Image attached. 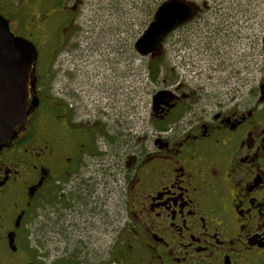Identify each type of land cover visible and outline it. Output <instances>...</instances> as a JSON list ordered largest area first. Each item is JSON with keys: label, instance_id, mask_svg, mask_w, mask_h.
<instances>
[{"label": "flooded vegetation", "instance_id": "af4514ba", "mask_svg": "<svg viewBox=\"0 0 264 264\" xmlns=\"http://www.w3.org/2000/svg\"><path fill=\"white\" fill-rule=\"evenodd\" d=\"M85 6L0 0L11 33L39 56L27 119L0 152V264H58L47 256L85 250L93 234L109 235L105 264H264V82L243 14L230 6L216 17L210 53L186 31L208 8L198 5L181 26L187 93L157 90L155 122L136 141L125 75L91 80L76 59L66 75L62 53L84 38ZM51 46L55 95L43 66ZM149 56L157 81V52Z\"/></svg>", "mask_w": 264, "mask_h": 264}, {"label": "rangeland", "instance_id": "374dc122", "mask_svg": "<svg viewBox=\"0 0 264 264\" xmlns=\"http://www.w3.org/2000/svg\"><path fill=\"white\" fill-rule=\"evenodd\" d=\"M165 1L167 0L163 2L162 0H86L85 12L81 18L84 38L78 43L75 41L69 43L62 53L66 61V75L68 77H70L71 69L73 73H76L75 59L80 61L78 64L79 69H81L80 75L84 74L91 80L94 76L99 77L98 81L101 83L110 79L109 84L112 85L113 75H116L118 80L124 78L125 75L130 106L129 114L125 119V126L130 125L131 135L137 137L136 141L142 135V129L152 128L151 125L155 122L152 100L157 90L175 85V87L181 86L180 88L187 93L181 27L166 38L161 49L162 52L157 53L156 65L162 72L157 81H151L147 73V67L150 66L151 62L150 56L142 58L134 48L136 40L144 34L145 29L154 20L155 12ZM193 1L200 7L205 4L208 8H203L200 12L199 16L202 19H199L201 21L192 24L186 30L195 35L191 41L194 45L191 47H200V49H206L209 52L214 50L212 46L216 41L212 37V32L216 27V17L220 14L230 16V13L233 14L236 10L238 14H243L240 21L249 29L251 45L253 46L255 79L257 83L261 80L264 82V0ZM230 6H235L233 7L235 10ZM247 18L249 26L246 25ZM201 39L206 44L200 43ZM52 49L53 46L47 47L44 51L43 66L48 67L46 68V81L49 82L51 95H55L57 77L53 66V56H51ZM73 54H76L78 59L72 58ZM80 58L81 60H79ZM92 107V105H85L87 109L92 110ZM97 123L108 124L105 120L97 121ZM117 124L120 128L122 127L120 121L116 119L111 121L109 125L116 129ZM101 140L102 149L106 151L105 153L110 152L111 150L105 141ZM104 236L109 235H91V241L87 248H84L85 250L77 249L76 252H68L67 254L60 251L48 255L47 258L49 261L58 264H71V258L77 256L75 258V261H78L77 264H105L110 249L99 246L105 245L103 243L107 240ZM79 238L83 237L77 236V239ZM79 247L78 245L77 248Z\"/></svg>", "mask_w": 264, "mask_h": 264}, {"label": "water", "instance_id": "95a60500", "mask_svg": "<svg viewBox=\"0 0 264 264\" xmlns=\"http://www.w3.org/2000/svg\"><path fill=\"white\" fill-rule=\"evenodd\" d=\"M198 8L188 0L165 1L136 40L135 51L142 58L161 53L166 37L192 20ZM38 58L37 47L14 36L8 22L0 16V152L8 145L14 130L27 119L30 88L34 87L31 74Z\"/></svg>", "mask_w": 264, "mask_h": 264}, {"label": "trees", "instance_id": "16d2710c", "mask_svg": "<svg viewBox=\"0 0 264 264\" xmlns=\"http://www.w3.org/2000/svg\"><path fill=\"white\" fill-rule=\"evenodd\" d=\"M164 0H162V2H163ZM188 1H193V0H188ZM194 2V1H193ZM149 67H147V69H148ZM157 69H156V72H157V75H156V77L154 78V80H157V79H159V77L161 76V74H162V72H160V68H159V66L157 65V67H156Z\"/></svg>", "mask_w": 264, "mask_h": 264}]
</instances>
